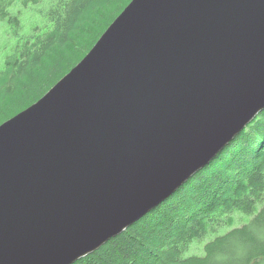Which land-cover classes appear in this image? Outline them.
<instances>
[{"label":"water","instance_id":"1","mask_svg":"<svg viewBox=\"0 0 264 264\" xmlns=\"http://www.w3.org/2000/svg\"><path fill=\"white\" fill-rule=\"evenodd\" d=\"M262 110L264 0H131L76 66L0 124V264L98 250ZM69 166L84 175L70 173L67 196L53 173ZM69 201L87 223L66 222Z\"/></svg>","mask_w":264,"mask_h":264},{"label":"trees","instance_id":"2","mask_svg":"<svg viewBox=\"0 0 264 264\" xmlns=\"http://www.w3.org/2000/svg\"><path fill=\"white\" fill-rule=\"evenodd\" d=\"M42 1L0 0V27L15 40L1 47L0 124L76 66L131 0H51L44 27L25 34L21 10ZM236 214L252 218L233 227ZM222 225L233 228L184 256ZM73 264H264V110L160 206Z\"/></svg>","mask_w":264,"mask_h":264},{"label":"rangeland","instance_id":"3","mask_svg":"<svg viewBox=\"0 0 264 264\" xmlns=\"http://www.w3.org/2000/svg\"><path fill=\"white\" fill-rule=\"evenodd\" d=\"M51 3V0H43L40 4L37 5H30L27 8H23L21 10L20 14V20L21 24L23 26V32L30 33L36 26H39L40 28L44 27L45 24V17L43 16V13L48 9L49 5ZM16 9H13V13ZM9 42L10 44L12 42H15L14 38L7 32V30L0 27V55H1V47L6 43ZM2 57L0 56V63H1ZM257 208H260V204L257 205ZM238 217V221L235 223L233 227L240 226L243 224H247L250 219L252 218L251 215L248 214H236ZM233 227L229 225H222L218 228V230L214 233L208 234L203 239L194 242L191 244L189 250H187L184 253V256H190V255H197L202 256L204 254L203 247L208 242L214 239L218 235H222L229 230H231Z\"/></svg>","mask_w":264,"mask_h":264},{"label":"bare ground","instance_id":"4","mask_svg":"<svg viewBox=\"0 0 264 264\" xmlns=\"http://www.w3.org/2000/svg\"><path fill=\"white\" fill-rule=\"evenodd\" d=\"M93 116V114H91ZM252 123V122H251ZM60 150V149H59ZM70 173L72 176H70ZM54 176H58L61 181L64 183L65 185V190H66V195L68 196V194L70 193V188L66 186V182L67 181V178L70 176V177H73V178H80L84 175V171L82 168H79L77 166H69L67 168H64V169H60V171H57L55 173H53ZM73 194V193H72ZM32 197V196H31ZM33 200H36V201H41L40 197H32ZM68 204H72L71 207H62L61 209L65 210L66 212H68V214L71 216L70 219H66V222L67 221H70L72 225H76L78 223H87V218H86V215L85 214H82V210H84V206L83 204H78L77 202L75 201H69ZM92 205V204H90ZM101 206V205H100ZM100 206H97V209L100 208ZM151 212V211H150ZM71 213V214H70ZM80 232H82V229H79ZM78 230V231H79ZM108 241L110 240H107L106 242H104L102 245L99 246V248H101L103 245H105ZM88 248L92 249V247L88 246ZM98 248V249H99ZM97 251V250H96ZM95 251H93L92 253H94ZM91 252L81 256L78 260L92 254ZM76 260V261H78ZM75 261V262H76ZM74 261L69 263V264H73L75 263Z\"/></svg>","mask_w":264,"mask_h":264}]
</instances>
